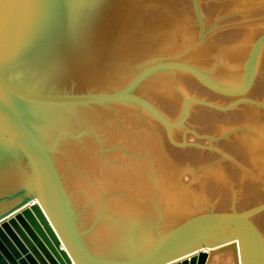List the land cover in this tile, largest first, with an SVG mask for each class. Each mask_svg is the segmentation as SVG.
<instances>
[{
	"label": "rangeland",
	"instance_id": "obj_1",
	"mask_svg": "<svg viewBox=\"0 0 264 264\" xmlns=\"http://www.w3.org/2000/svg\"><path fill=\"white\" fill-rule=\"evenodd\" d=\"M164 4L180 13H174L175 21L164 30L154 31L145 27L147 20L143 16L148 20L166 16ZM107 8L110 11L109 17L91 41L93 50L91 49L89 59H84L76 74L68 77V84L58 87L32 82L27 83V88L57 92H112L150 63L179 60L194 66L218 86L239 89L243 84L249 50L257 38L264 36V0H115ZM248 27L254 32L247 38L246 45H242L245 48L236 64L230 59V53L227 55L224 50L233 49L238 39L247 33ZM200 47L207 52L202 60L189 57V54ZM214 49L219 50L212 53ZM232 62L240 72L237 81L225 80L214 73L220 67L225 73L226 69L232 67ZM176 69L162 68L153 71L124 99L78 105L90 107L85 112L90 117L88 121L76 120L73 126L68 127L58 121L59 116H52V120H49L50 135L39 138L52 151V162L55 169L58 167L56 171L62 186L64 185L78 233L89 237L90 234L95 236V231L102 236L103 228L112 233L117 232V229L110 227L114 225L122 229L126 245L130 247L137 242L134 235H137L138 230L144 236L145 232L150 231L148 233L152 237L146 243L144 240L141 243V248L144 249L164 231L192 214L203 211L245 212L264 205V58L260 61L254 59L252 64L251 83L255 82V91L248 90L241 96L215 93L190 73ZM176 72L181 76H177ZM156 73H165L168 80L162 79L166 84L155 81L153 86L155 84L158 87L154 91L147 84L152 82L151 78ZM127 107L132 116V121L127 125L129 128L135 126L142 131L143 127V131L150 132L154 139L157 138L170 149L178 150L175 155L180 160L176 163V160L169 158L172 162L167 168L169 175L175 180L174 185L180 187L181 194L177 199L179 204L171 199V206L165 207L167 202H160L153 195L151 198L147 197L152 203L143 207L146 199L142 200L143 204L134 203L130 198L133 195L116 183L106 189L103 187L94 194L84 191L83 180L75 182L60 171L64 166L72 174L77 170L75 173L82 174V177L88 176V170L75 161L69 145V142L78 141L83 135H87L89 147L101 160L109 161L110 157L113 160L116 157L110 154L118 152L128 158H149L152 161L148 162L150 165L156 164V158L146 148H141L144 154L138 155L136 148L125 147L120 140L118 142L107 140V136L105 138L101 123L110 118L109 123L120 129L124 125L120 116L126 113ZM174 162L179 164L175 165ZM7 164L3 163L2 166ZM218 169L229 174L224 175V183L217 187L208 175L216 174L214 172ZM14 172L9 173L13 176L12 179H2L5 186L0 187V211L18 200L26 187L23 184L7 186L10 182L17 184L23 180V167L18 170L22 179ZM155 173L153 175L156 178L158 175ZM154 176L150 177L151 186ZM192 189L194 190L190 191ZM251 221L258 228L264 247V208L255 213ZM236 234L234 226L222 225L209 229L202 238L217 242ZM84 242L90 249L102 251L88 239H84ZM115 242L116 240L111 241L107 245L119 249L120 245L114 244Z\"/></svg>",
	"mask_w": 264,
	"mask_h": 264
},
{
	"label": "water",
	"instance_id": "obj_2",
	"mask_svg": "<svg viewBox=\"0 0 264 264\" xmlns=\"http://www.w3.org/2000/svg\"><path fill=\"white\" fill-rule=\"evenodd\" d=\"M114 1L0 0V187L5 186L3 163L17 161L26 171L20 183L7 185L26 187L18 200L0 211V264H212L214 258L225 253L228 264H263L262 238L251 218L264 205L245 212L192 214L144 249L143 241L137 240L129 247L121 235L114 243L120 245L119 249L92 240L102 249L97 251L84 242L86 234L78 233L49 151L27 119L34 117V108L121 100L148 74L162 68L186 71L215 93L241 96L249 90L255 53L264 43L261 36L252 44L239 89L218 86L197 68L179 60L150 63L112 92L27 88L32 82L67 85L68 77L76 74L84 59H89L91 41L109 17L107 5ZM222 225L234 226L237 234L217 242L202 238L209 229ZM138 232L137 237L143 236L144 243L152 237L150 231L145 236Z\"/></svg>",
	"mask_w": 264,
	"mask_h": 264
},
{
	"label": "bare ground",
	"instance_id": "obj_3",
	"mask_svg": "<svg viewBox=\"0 0 264 264\" xmlns=\"http://www.w3.org/2000/svg\"><path fill=\"white\" fill-rule=\"evenodd\" d=\"M164 5H165L164 8L166 10V14H165L166 16L160 17L161 19H156V17H153V18H150L148 20V18H145V16H143L144 17L143 19L147 20L145 27L149 28L150 30H154V31H158L161 29L164 30L166 28H169V25L171 24V22L175 21V14L174 13H176L178 11L174 8L169 7L166 4H164ZM246 29H247V33H244V35H242L243 37L241 36V39H238V42L235 44L236 46L233 49L224 50L227 55H228V53H230V55H229L230 59H232L233 62L235 61L236 64H237V60H239V58L241 57L242 49L245 48V46L243 48L242 45H246V40L252 34L251 32L253 31L250 27H248ZM243 32L244 31L242 30V33ZM165 40L163 42H165ZM240 46H242V47H240ZM208 50H210V49H208ZM218 50L219 49H216L214 52H212V51L211 52L215 53V52H218ZM206 53L207 52H205L204 48L200 47V48L196 49L195 52H193L192 54H189V57H191L193 59L196 58L198 60H202V58H204V56H206L205 55ZM208 54H209V52H208ZM262 58H264V44H261L258 47V49L255 53V57H254V59L256 61H260V59H262ZM232 63H231L232 67L226 69L225 73H223L224 69L222 70L221 67L218 70L216 69V71L214 73L217 75L219 74V76H222V78L225 80L237 81L240 77V72L237 68V65L235 63H233V65H232ZM180 72H181V70H180ZM159 73H161V72H159ZM159 73H156L157 75H154L151 78L152 82H150V84L149 83L147 84V85H151L150 87L153 88L154 91H155V88L158 87V86H155V84L153 86V83H155V81H156V83L157 82L160 83V81H161V84H164V83L166 84V82L162 79L168 80V77L165 73L164 74H159ZM176 74L179 77L181 76V74L179 72H176ZM255 85H256L255 82L253 84L250 82L249 91H255ZM30 106H31V104H30ZM88 106H90V105H88ZM84 107L85 106H78V105L40 106L39 108H34V110H35L34 111V117L35 118L32 117V115H31V117L28 116L27 118L30 119L31 125L32 126L34 125L33 127L36 129L35 132L37 133V135L39 137H41V136L47 137V135H50V130L48 127H49V120H52L51 119L52 116H56V117L59 116L57 118L58 121L60 123L63 122L68 127L73 126L74 121H76V120H80V121L90 120V117L85 113V112H87V109L90 107H87V108H84ZM126 109H125L126 113H124V115L122 114L120 116V118L122 119L121 122L124 123V125L120 129L113 127V125L109 123L110 118H108L106 121L102 120L103 122L101 123V125H102L101 128L104 129L103 134H104L105 138L107 136V140H114V141H118V142L120 140V141L124 142L125 147L128 146L131 149L136 148L135 150H136L138 155L144 154V151L142 152L141 148H146L153 155V157L156 158V164L150 165L148 162H152V161H149V158L138 159L139 156H134V157H130V158H128V156L123 157V156L119 155L118 152H116V151H115L116 153L110 154V155H114L116 157L113 160H110L111 157H110V159H108L109 161L101 160V159H99V156L96 153H94L93 150L89 147V139H88L87 135L86 136L83 135V137L78 139V141L74 140V141L69 142L70 143L69 145L71 146V149L73 150V156L75 158V161L80 166H83L84 168H86V170H88V172L85 170L87 172L86 175H88V176L86 177L83 175V177H82V174H80L78 172L75 173L77 170H75L74 174H72L71 171H69L68 168L64 167V166L62 167V170L60 168V171L63 174H66L67 176H69L70 179L73 178L72 180H74L75 182H77V180H79V181L83 180L82 182H84V183H83L82 187H83L84 191L92 192L94 194H96L97 192L102 190L103 187L106 189V188L110 187L111 184L116 183V185L119 184L122 187V189L128 190L127 192H129L130 194L133 195V196L130 195V196H132L130 198H132L131 201H133L134 203L137 202L140 204L143 199H146L145 200L146 202L144 203V205H142L143 207H148V205H150L149 202L152 203V201H149L147 199V197L150 196L149 198H151L153 195H154V197L156 196L160 202H161V200H164L165 202H167L165 207L169 206L171 204L170 202H173L171 199H174L175 204L176 203L179 204L177 202V199H179V197H180L179 194H181V192H179L180 187H176L174 185L175 180L173 177H171L169 175V173H168L169 169L167 168V165L171 166L170 163L172 161L171 162L169 161V160H171V158H172V160H176V163L178 162L179 158L176 159V155H175L176 151H178V150L175 151L172 148L170 149L167 145L165 146V144L163 142H159L157 138L154 139V137L152 136V134L150 132L143 131V127H142V131H140L138 128H135V126L129 128L130 126L128 127L127 125L129 124L130 121H132L131 120L132 116L129 115V113H130L128 111L129 108L127 107ZM72 114H74L75 116H72ZM105 118H107V117H105ZM99 122H100V120H99ZM131 124H133V123H131ZM47 150L49 151V154H50L51 150H49L48 148H47ZM130 153H132V155H133V152H130ZM178 154L179 153H177V156H179ZM122 155H123V153H122ZM50 156H51V154H50ZM51 160H53V159L51 158ZM5 163H7V162H5ZM174 164H175V162H174ZM178 164H175V165H178ZM16 165L19 167H16ZM22 167H23V171H25L24 165L22 166L17 161L10 163V164H7L6 166L3 165L1 167V173H2L1 176H3L4 180L8 179V177L10 179H12L13 176H10L9 173L14 174L15 173L14 171H16V175L19 176L20 179H22V177L18 173L19 168H22ZM153 168H155V169H153ZM57 169H58V167H57ZM222 170L218 169V171L214 172L216 174L208 175V177L212 178L211 181L213 183H215L214 186H217V187L221 186V184L224 183V180H222L223 177L225 178L226 174H229L226 171L223 172ZM20 172H22V171H20ZM155 172L158 175V176H156V178L153 175V173H155ZM4 173H5V176H4ZM156 173H155V175H156ZM83 174H85L84 171H83ZM221 174H222V177H221ZM151 176H154L152 186L150 183V181H151L150 177ZM58 177H59V175H58ZM84 177L86 178V180ZM121 187H120V189H121ZM193 190L194 189H192L190 191H193ZM108 202L109 201H107V203ZM141 204H143V203H141ZM143 215H146V214H143ZM138 218H141V217H138ZM258 218H260V216ZM138 222L140 223L141 219ZM137 225H136V227H137ZM110 227L113 228V230L117 229V232L112 233V232H109L108 229L103 228L104 230H103L102 236H100L99 233H96L94 231L95 236L90 234L89 238L87 237V239L91 242H93L92 240H98L104 244H108L109 242L114 241V240H116V242H117V239L120 238L121 235H123L122 229L119 227H115L114 225H111ZM134 236H136L135 238L138 241L144 240L143 236L142 237H137V235H134ZM237 248H238V246H237ZM263 250H264V247H263ZM223 256L225 258H222ZM223 256L214 258L212 264H220L221 262H224V263L226 262L225 264H228L229 259H228L227 253H225Z\"/></svg>",
	"mask_w": 264,
	"mask_h": 264
}]
</instances>
